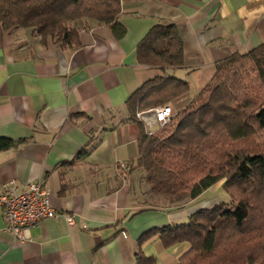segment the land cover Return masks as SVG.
Masks as SVG:
<instances>
[{
	"label": "crops",
	"instance_id": "0c3cea01",
	"mask_svg": "<svg viewBox=\"0 0 264 264\" xmlns=\"http://www.w3.org/2000/svg\"><path fill=\"white\" fill-rule=\"evenodd\" d=\"M116 21L122 31L81 29L72 49L0 25V137L13 142L0 150V190L10 180L38 181L57 212L17 241L4 230L0 205V264H135L142 233L220 201L217 183L194 199L145 204L138 172L123 167L141 137L127 99L166 76L142 64L136 49L155 24L175 25L188 82L172 101L176 110L208 83L216 62L264 43V0H120ZM189 247L164 246L156 234L141 250L153 264H176Z\"/></svg>",
	"mask_w": 264,
	"mask_h": 264
},
{
	"label": "trees",
	"instance_id": "16d2710c",
	"mask_svg": "<svg viewBox=\"0 0 264 264\" xmlns=\"http://www.w3.org/2000/svg\"><path fill=\"white\" fill-rule=\"evenodd\" d=\"M119 12L120 0H0V25L5 30L29 28L61 49H72L79 44V31L93 24L122 31L116 21ZM136 52L142 64L162 70L183 64L174 24L152 26ZM215 68L208 83L150 133L136 113L172 103L188 91V82L156 76L127 99L129 117L139 124L141 137L137 157L123 167L137 169L148 194L172 204L197 198L220 183L229 198L193 212L187 222L142 233L135 264L154 263L141 245L156 234L164 246L189 243L176 264H264V145H244L264 132V43L231 53ZM12 144L0 137V150ZM86 153L87 148L80 152Z\"/></svg>",
	"mask_w": 264,
	"mask_h": 264
},
{
	"label": "built area",
	"instance_id": "2783aa9c",
	"mask_svg": "<svg viewBox=\"0 0 264 264\" xmlns=\"http://www.w3.org/2000/svg\"><path fill=\"white\" fill-rule=\"evenodd\" d=\"M174 112L172 103H164L136 113L147 133L169 121ZM0 205L5 220L4 230L15 240L29 237V229L57 212L50 205L47 191L40 182L33 181L19 187L13 180L5 182L0 190Z\"/></svg>",
	"mask_w": 264,
	"mask_h": 264
},
{
	"label": "rangeland",
	"instance_id": "374dc122",
	"mask_svg": "<svg viewBox=\"0 0 264 264\" xmlns=\"http://www.w3.org/2000/svg\"><path fill=\"white\" fill-rule=\"evenodd\" d=\"M82 20L81 21H77V25H81ZM93 23V22H90ZM247 144H244L246 147H252L254 148L255 145H264V132L263 133H259L257 135L254 136V138H252L251 140H249V142H246ZM130 169H135L133 166L129 167ZM137 172V169H136ZM135 172V173H136ZM216 196H218L220 198V200H224V201H228L229 198L228 196L226 197L225 192L222 189H219V191H217L215 193ZM141 197L144 201L145 204L148 205H162L159 199L154 198V196L152 197L151 194L147 193V188L146 185L142 184V194ZM163 202V201H162ZM163 204H166L165 202H163Z\"/></svg>",
	"mask_w": 264,
	"mask_h": 264
},
{
	"label": "water",
	"instance_id": "95a60500",
	"mask_svg": "<svg viewBox=\"0 0 264 264\" xmlns=\"http://www.w3.org/2000/svg\"><path fill=\"white\" fill-rule=\"evenodd\" d=\"M186 72H187V70L184 68H177V69L167 68L165 70V75L166 76H174L178 79H185Z\"/></svg>",
	"mask_w": 264,
	"mask_h": 264
}]
</instances>
